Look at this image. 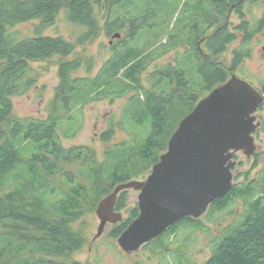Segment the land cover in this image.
Segmentation results:
<instances>
[{"label":"trees","instance_id":"trees-1","mask_svg":"<svg viewBox=\"0 0 264 264\" xmlns=\"http://www.w3.org/2000/svg\"><path fill=\"white\" fill-rule=\"evenodd\" d=\"M180 2L0 0V264H83L72 260L84 243L73 223L119 184L150 171L167 151L181 120L202 96L227 81L225 69L188 50L193 39L185 35L186 19L173 21ZM64 9L69 21L86 28L79 38L45 34ZM154 17H164L169 29ZM30 21H37L35 35H22L18 26ZM154 29H161V35L139 44L143 34ZM102 32L110 38L121 36L109 42L111 55L98 73L90 75L92 58L69 57ZM221 45L219 38L213 48ZM181 47L185 51L177 52L175 64L157 65L166 53ZM55 55L61 57L60 82L51 114L44 119L16 116L12 98L35 83L31 61ZM83 64L86 76L77 74ZM118 99L126 102L101 135L108 144L102 161L91 147L65 148L60 131L74 136L82 126L79 112L86 105ZM118 128L129 137L114 143ZM252 183H234L228 194L210 205L212 214L236 198L247 202L240 223L228 230L202 264H264V193L255 196ZM127 203L128 190H123L116 210L125 209ZM129 215L113 226V238L138 217V207ZM195 221L185 217L143 247L157 243L168 250L165 233L170 238Z\"/></svg>","mask_w":264,"mask_h":264},{"label":"rangeland","instance_id":"rangeland-1","mask_svg":"<svg viewBox=\"0 0 264 264\" xmlns=\"http://www.w3.org/2000/svg\"><path fill=\"white\" fill-rule=\"evenodd\" d=\"M190 1L181 0L179 8L174 15V22H176L178 17L185 18L188 21L189 6L184 5L185 2L189 5ZM67 15V11L64 9L58 15L55 24L49 27L45 34L63 36L66 39L73 40L82 36V33L86 32V28L69 21ZM153 19L161 23L166 30L169 29L165 26L164 17H154ZM36 23L37 21L26 22L20 24L17 29L22 35L33 36L35 35L34 25ZM149 32L152 36H148ZM161 33V29H154L152 32L148 30L139 40V44L143 45L146 42L153 41V39H156V35L160 36ZM110 39V36L102 32L85 45H79L76 52L69 59L85 56L92 58L94 65L90 75H95L111 55ZM184 51L185 48L181 47L177 51L166 53L157 61V65H168L170 62L175 64L177 52L182 53ZM60 61L61 57L58 55L46 60L31 61L35 83L25 94L15 95L12 98L16 116L44 119L51 114V103L60 82ZM254 65V63H249L246 69L250 71L253 68H257L259 63L256 66ZM83 66L85 67H82L77 73L80 76L88 75L86 64H83ZM125 102L126 99H118L114 102L101 100L86 105L81 113L79 112L82 126L76 134L66 137L60 131L65 148L91 147L96 151L98 160L102 161L108 144L101 139V135L107 129L109 120L112 117L120 116ZM61 113L64 114L63 111ZM128 137L125 130L118 128L113 142L116 143ZM233 160L236 162L232 168L234 183L243 185L253 182L254 185L253 183L252 185L256 192L255 196L264 193V188H261L264 181V157L262 156L259 161L257 160L253 163L251 158H248L243 151H239L233 157ZM151 172L152 169L140 174L138 177H134L132 180H146ZM139 193V190H128L127 207L121 210L124 217L123 220L130 216L132 208L138 207ZM246 205L247 202L244 199L236 198L228 208L212 214L207 211L203 216L197 218V221L187 226H181L175 236L169 238L167 237L168 233H165L163 239L167 240L168 250L161 249L159 244L154 243L147 247H141L138 251L132 253L123 251L117 242L118 238H113L110 235V231L115 224L108 223L104 233L99 237L97 236L100 225V219L96 214L98 205L95 207L89 206L84 216L72 225L82 235L84 241L82 248L73 254L72 260L80 261L83 264H202L210 257L228 230L240 223L246 211ZM67 264H70V261Z\"/></svg>","mask_w":264,"mask_h":264},{"label":"water","instance_id":"water-1","mask_svg":"<svg viewBox=\"0 0 264 264\" xmlns=\"http://www.w3.org/2000/svg\"><path fill=\"white\" fill-rule=\"evenodd\" d=\"M263 100L254 85L236 75L214 88L181 120L146 180L121 183L99 202L97 236L108 223L123 221L116 210L123 190L140 191V214L117 239L127 253L138 251L185 217L203 216L232 189L235 153L251 156L256 151L253 132Z\"/></svg>","mask_w":264,"mask_h":264},{"label":"flooded vegetation","instance_id":"flooded-vegetation-1","mask_svg":"<svg viewBox=\"0 0 264 264\" xmlns=\"http://www.w3.org/2000/svg\"><path fill=\"white\" fill-rule=\"evenodd\" d=\"M185 35L193 39V45L187 46L193 56L217 63L227 72V81L236 75L264 96V0H191ZM219 38L222 45L213 48ZM114 40L111 37L109 42ZM249 63L259 65L248 71ZM255 125L257 149L247 156L253 163L264 157V100L256 112Z\"/></svg>","mask_w":264,"mask_h":264}]
</instances>
